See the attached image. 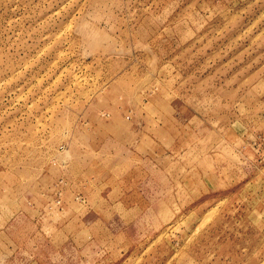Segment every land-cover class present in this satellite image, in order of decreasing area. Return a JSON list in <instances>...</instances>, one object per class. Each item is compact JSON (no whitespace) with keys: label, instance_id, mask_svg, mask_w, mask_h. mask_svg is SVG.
<instances>
[{"label":"rangeland","instance_id":"obj_1","mask_svg":"<svg viewBox=\"0 0 264 264\" xmlns=\"http://www.w3.org/2000/svg\"><path fill=\"white\" fill-rule=\"evenodd\" d=\"M0 264H264V0H0Z\"/></svg>","mask_w":264,"mask_h":264}]
</instances>
